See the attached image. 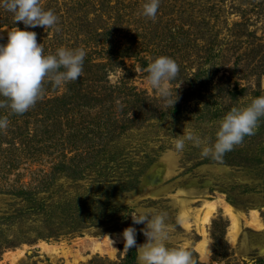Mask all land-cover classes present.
Listing matches in <instances>:
<instances>
[{
  "label": "rangeland",
  "instance_id": "374dc122",
  "mask_svg": "<svg viewBox=\"0 0 264 264\" xmlns=\"http://www.w3.org/2000/svg\"><path fill=\"white\" fill-rule=\"evenodd\" d=\"M42 1L57 25L27 30L44 53L65 46L86 56L76 81L46 79L27 112L0 108L9 121L0 130V264L21 250L13 264L116 261L132 249L139 264L122 231L135 227L144 243L145 225L131 217L142 212L166 213L167 245L187 246L196 264H264V117L222 159L204 154L231 107L264 95V0H160L155 20L142 14L144 0ZM11 28L0 27V43ZM160 55L179 65L173 106L146 80ZM188 131L200 143L177 151L176 135ZM218 197L236 211V231L217 207L202 234L199 219ZM97 243L104 251H92Z\"/></svg>",
  "mask_w": 264,
  "mask_h": 264
},
{
  "label": "clouds",
  "instance_id": "9594fccd",
  "mask_svg": "<svg viewBox=\"0 0 264 264\" xmlns=\"http://www.w3.org/2000/svg\"><path fill=\"white\" fill-rule=\"evenodd\" d=\"M159 5L160 0H144L142 14L155 20ZM0 8L11 12L14 22L25 25V29L14 25L7 31L6 43H0V108L23 114L42 98L46 79L57 88L76 81L82 74L86 52L83 48L61 46L54 52L44 53L43 44L37 42L36 32L27 28H54L58 17L51 9L42 7L40 0H0ZM146 72L150 88L173 106L179 99L176 89L182 82L175 89L169 87L179 72L176 61L166 55L157 56L148 64ZM262 117L264 95L252 98L246 105L231 107L218 122L215 141L204 148V154L211 153L215 159H222L245 136L255 133ZM8 124L7 116H0V130L6 129ZM176 137L177 151L184 149L186 141L195 140L197 144L200 143L199 137L194 136L192 131ZM166 215L164 212H142L131 216L133 224L145 225L141 229L145 241L137 245V230L128 226L122 231L124 249L135 247L139 264H196L187 246L167 245L169 232Z\"/></svg>",
  "mask_w": 264,
  "mask_h": 264
},
{
  "label": "bare ground",
  "instance_id": "6f19581e",
  "mask_svg": "<svg viewBox=\"0 0 264 264\" xmlns=\"http://www.w3.org/2000/svg\"><path fill=\"white\" fill-rule=\"evenodd\" d=\"M217 207L222 208L224 214L228 217V219L231 222L230 229L232 231L235 230L236 224H237L236 211L234 210V208L232 206H230L228 203H226L223 198L218 197L216 200H214L213 202L211 201L210 203H208L206 205V207H205L206 209L203 212L201 218L199 219L200 220L199 222L201 223V227H202V234H205V226L209 224L211 216H212V213L215 211V209ZM249 214H250V217H251L252 224L254 226H256V227H261V224H260L259 219L257 217L256 211H251ZM230 236H231V240H232L233 239V234H230ZM118 239L122 240V237L119 236ZM205 243L206 242L204 240L203 246H204ZM41 247H42L43 250H46L48 252H53L54 251L53 247H49L46 244H41ZM92 251L93 252H95V251L99 252V251H104V249L102 248V246L99 243H97V244H94L92 246ZM23 253H24V251L21 250V251L15 252V253H11L10 255H7V257L10 259L11 262L14 263L18 258H20L23 255Z\"/></svg>",
  "mask_w": 264,
  "mask_h": 264
},
{
  "label": "trees",
  "instance_id": "16d2710c",
  "mask_svg": "<svg viewBox=\"0 0 264 264\" xmlns=\"http://www.w3.org/2000/svg\"><path fill=\"white\" fill-rule=\"evenodd\" d=\"M42 7L45 9H52L49 2H44L40 0ZM25 28V25L22 22H14V17L11 12L0 8V27L9 26V27ZM34 27V28H38ZM32 28V27H29ZM213 253H216V250H213ZM87 264H136V252L135 250H129L123 258H118L116 261L108 260L107 258L95 257L90 260Z\"/></svg>",
  "mask_w": 264,
  "mask_h": 264
}]
</instances>
